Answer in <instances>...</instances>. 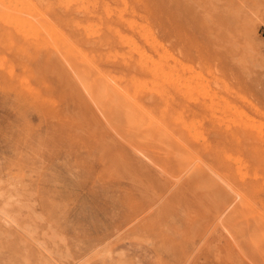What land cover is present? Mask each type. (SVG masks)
<instances>
[{"label": "rangeland", "instance_id": "374dc122", "mask_svg": "<svg viewBox=\"0 0 264 264\" xmlns=\"http://www.w3.org/2000/svg\"><path fill=\"white\" fill-rule=\"evenodd\" d=\"M0 44V264H264V0H0Z\"/></svg>", "mask_w": 264, "mask_h": 264}, {"label": "bare ground", "instance_id": "6f19581e", "mask_svg": "<svg viewBox=\"0 0 264 264\" xmlns=\"http://www.w3.org/2000/svg\"><path fill=\"white\" fill-rule=\"evenodd\" d=\"M63 1V0H62ZM85 1V0H84ZM87 1V0H86ZM71 3V2H70ZM16 5V4H15ZM81 5H82V3H81ZM67 6V5H66ZM104 9V8H103ZM16 10V9H15ZM78 10V9H77ZM19 11V10H18ZM30 11H32V10H30ZM6 15V14H5ZM99 16V15H98ZM108 16V15H107ZM94 23V22H93ZM12 25V24H11ZM130 25V24H129ZM24 26V25H23ZM131 26V25H130ZM19 27V26H18ZM17 27V28H18ZM25 27V26H24ZM142 27V26H141ZM16 28V27H15ZM19 29V28H18ZM37 29V28H36ZM45 29V28H44ZM46 30V29H45ZM6 31V30H5ZM17 32H18V30H17ZM22 32V31H21ZM27 32V31H26ZM25 32V33H26ZM30 32V31H29ZM35 32V31H34ZM46 32H47V34L46 35H48V31L46 30ZM6 33V32H5ZM18 33H20V32H18ZM37 33V32H36ZM22 34H24V33H22ZM31 34V33H30ZM33 35V34H32ZM35 35V34H34ZM36 36H37V34L34 36L35 37V39H36V41H38V42H41V43H43V41H44V43L45 42H47V41H45V39H41L42 37V35L40 34V38L38 39V38H36ZM39 36V35H38ZM37 36V37H38ZM33 37V38H34ZM124 37V36H123ZM43 38H45V36L43 37ZM43 40V41H41V40ZM32 40V39H31ZM130 41V40H129ZM135 41V40H134ZM34 42V41H33ZM129 43V42H128ZM125 44H127V43H125ZM1 45V44H0ZM60 46V45H59ZM63 46V45H62ZM61 47V46H60ZM1 48H3V47H1ZM133 50V49H132ZM134 51H135V49H134ZM142 51V50H141ZM140 53V52H139ZM119 55V54H118ZM121 55V54H120ZM151 55V54H150ZM159 55V54H158ZM85 56V55H84ZM125 57V56H124ZM78 59V58H77ZM147 60V59H146ZM153 61V60H152ZM158 63V62H157ZM153 67V66H152ZM151 67V68H152ZM156 67V66H155ZM154 67V68H155ZM172 68V67H171ZM153 69V68H152ZM156 69V68H155ZM153 71V70H152ZM157 73V72H156ZM177 74V73H176ZM155 75V74H154ZM164 75V74H163ZM171 76V75H170ZM90 78H91V76H90ZM173 79V78H172ZM93 82H94V80H93ZM106 82V81H105ZM91 83H92V79H91ZM104 83V82H103ZM152 83V82H151ZM96 86V85H95ZM105 87V86H104ZM108 87V86H107ZM146 87V86H145ZM109 88V87H108ZM114 89V88H113ZM148 89V88H147ZM111 90V89H110ZM94 91H95V89H94ZM109 91V90H108ZM114 91V90H113ZM113 91L111 92V93H113ZM116 91V90H115ZM158 92V91H157ZM116 93H118V92H116ZM114 94H115V92H114ZM114 97H115V95H114ZM219 109V108H218ZM129 112V111H128ZM131 114V113H130ZM228 119V118H227ZM155 124V123H154ZM189 126H191V125H189ZM141 129V128H140Z\"/></svg>", "mask_w": 264, "mask_h": 264}]
</instances>
